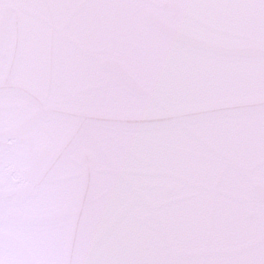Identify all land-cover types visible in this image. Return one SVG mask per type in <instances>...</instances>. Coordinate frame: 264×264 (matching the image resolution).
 Listing matches in <instances>:
<instances>
[{"label":"snow or ice","instance_id":"obj_1","mask_svg":"<svg viewBox=\"0 0 264 264\" xmlns=\"http://www.w3.org/2000/svg\"><path fill=\"white\" fill-rule=\"evenodd\" d=\"M0 264H264V0H0Z\"/></svg>","mask_w":264,"mask_h":264}]
</instances>
